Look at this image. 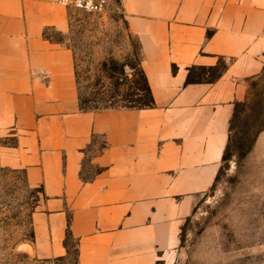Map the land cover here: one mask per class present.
Instances as JSON below:
<instances>
[{
  "label": "crops",
  "instance_id": "0c3cea01",
  "mask_svg": "<svg viewBox=\"0 0 264 264\" xmlns=\"http://www.w3.org/2000/svg\"><path fill=\"white\" fill-rule=\"evenodd\" d=\"M118 1L150 108L82 111L73 51L50 35L69 31V7L0 0V166L41 189L39 258L67 256L71 237L78 264H172L221 168L235 104L264 68V0ZM223 60L215 81L187 83L191 68Z\"/></svg>",
  "mask_w": 264,
  "mask_h": 264
},
{
  "label": "rangeland",
  "instance_id": "374dc122",
  "mask_svg": "<svg viewBox=\"0 0 264 264\" xmlns=\"http://www.w3.org/2000/svg\"><path fill=\"white\" fill-rule=\"evenodd\" d=\"M69 11V31L50 35L74 47L81 72L89 55L96 62L108 57L122 61L132 52L131 42L137 38L130 33L118 0L98 14L74 7ZM81 82L84 91L86 82ZM247 98L235 143L248 142L263 127L264 76L248 79ZM253 105L258 119L245 125L241 119ZM254 139L247 153L232 148L222 162L217 182L201 196L182 226L172 264H264V128ZM41 200V189L30 186L22 170L0 166V264H78L72 238L67 256L45 259L34 253L33 214Z\"/></svg>",
  "mask_w": 264,
  "mask_h": 264
},
{
  "label": "trees",
  "instance_id": "16d2710c",
  "mask_svg": "<svg viewBox=\"0 0 264 264\" xmlns=\"http://www.w3.org/2000/svg\"><path fill=\"white\" fill-rule=\"evenodd\" d=\"M131 46L133 48L132 52L122 61L114 57H108L96 62L95 58L89 55L84 59L85 68L82 72L80 71L78 54L74 47L70 46L74 55L76 80L82 111L102 112L116 109H144L155 106L151 86L142 65L141 44L137 39V42H131ZM95 64L96 67H94ZM227 67L228 62L225 60L223 64L221 61L214 67H193L189 71L187 83L213 82L223 74ZM198 69L201 72L197 73L196 70ZM259 75L260 77L264 76V68ZM81 81L86 82L84 85L86 90L84 91ZM247 104L248 98L243 101H238L235 104L234 113L230 122L229 141L225 149L223 161L228 159L229 152L232 148H236L241 154L247 153L252 148L257 133L264 128V124H262L263 127L256 130L253 138L248 142L240 140L235 143L236 125L241 116V107L245 108ZM257 113L258 111L253 105L241 121H244L245 125H250L248 123L249 120V122L251 120L255 122L258 119ZM218 177L219 173L215 179V183Z\"/></svg>",
  "mask_w": 264,
  "mask_h": 264
},
{
  "label": "built area",
  "instance_id": "2783aa9c",
  "mask_svg": "<svg viewBox=\"0 0 264 264\" xmlns=\"http://www.w3.org/2000/svg\"><path fill=\"white\" fill-rule=\"evenodd\" d=\"M67 7H74L89 14H98L107 9L109 0H56Z\"/></svg>",
  "mask_w": 264,
  "mask_h": 264
}]
</instances>
